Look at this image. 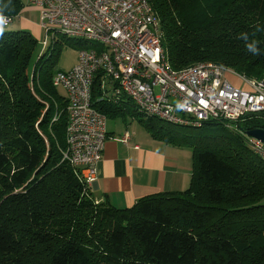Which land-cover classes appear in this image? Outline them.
<instances>
[{
    "label": "trees",
    "instance_id": "16d2710c",
    "mask_svg": "<svg viewBox=\"0 0 264 264\" xmlns=\"http://www.w3.org/2000/svg\"><path fill=\"white\" fill-rule=\"evenodd\" d=\"M147 1L173 69L214 62L264 80V0ZM0 9L12 20L22 6L0 0ZM257 25L261 31L252 37ZM242 32L259 41V56L238 39ZM56 44L41 57L31 34L0 36V264H36L37 253L43 264H264V163L244 134L264 129V116L236 122V137L211 127L222 125L215 121L200 127L159 121L197 129L191 141L179 130L182 136L163 133L151 124L155 119H139L154 139L192 149L190 186L143 197L130 208L96 205L62 161L67 101L52 79L67 70L55 67ZM101 94L96 76L94 108L106 118L123 116L128 103Z\"/></svg>",
    "mask_w": 264,
    "mask_h": 264
},
{
    "label": "built area",
    "instance_id": "2783aa9c",
    "mask_svg": "<svg viewBox=\"0 0 264 264\" xmlns=\"http://www.w3.org/2000/svg\"><path fill=\"white\" fill-rule=\"evenodd\" d=\"M40 11L44 50L57 37L94 42L78 51L69 70L55 73L52 84L66 95L65 148L62 161L73 167L89 192L110 139L107 118L93 106L97 76L101 99L132 102L145 119L172 126L200 127L208 122L232 125L250 115L264 116V80L249 79L214 62L173 69L159 19L147 0H28ZM6 17V24L10 22ZM50 38V42H49ZM234 74L245 88L227 78ZM58 114L52 119L56 122ZM254 156L264 163V143L246 136ZM120 141L129 144L125 132ZM100 201L95 199V204Z\"/></svg>",
    "mask_w": 264,
    "mask_h": 264
},
{
    "label": "crops",
    "instance_id": "0c3cea01",
    "mask_svg": "<svg viewBox=\"0 0 264 264\" xmlns=\"http://www.w3.org/2000/svg\"><path fill=\"white\" fill-rule=\"evenodd\" d=\"M234 81L233 85L241 88L240 79ZM123 108V116H115L116 119L131 116L127 106ZM140 127L143 130L137 129L135 134L128 129L119 134L108 132L111 137L105 142L97 166L98 178L92 194L116 209L130 208L143 197L183 192L190 186L193 165L186 145L156 140ZM125 132L130 134L128 145L120 141Z\"/></svg>",
    "mask_w": 264,
    "mask_h": 264
},
{
    "label": "rangeland",
    "instance_id": "374dc122",
    "mask_svg": "<svg viewBox=\"0 0 264 264\" xmlns=\"http://www.w3.org/2000/svg\"><path fill=\"white\" fill-rule=\"evenodd\" d=\"M19 2L22 6L21 14L18 17L12 19L8 23V25L4 27V31H24L26 33L31 34L32 37L36 41V46H37L36 55L38 52L39 56H41L44 51L43 42H44V36L46 33L39 25V18H40L39 11L40 10L34 7L33 5L29 4L28 0H19ZM56 40H57V44H56V49L54 53V61H55V67L57 70L70 69L73 66V64L76 62L78 51L82 48H88L90 47L91 44L94 43V42L84 40V39H75V38H69V37L68 38L67 37H57ZM50 41L51 40L49 38V42ZM227 78L231 80L232 84H235L234 79H237L238 77L234 74H227ZM241 82H239L238 85L241 88H245L244 83L243 82L241 83ZM56 90L61 97H66L65 91L61 87L56 88ZM126 106L130 110L131 116L126 115L124 119L122 118L116 119V117L112 115L108 116L107 121H106L108 132L119 134V133H122L125 129H128L129 131H134V134H135V133H138L137 129L138 130L142 129L139 124V119H145V118L142 116V114H139L137 111H135L132 102H129L128 104H126ZM132 114H134L135 116H132ZM151 124L156 127L163 128L162 129L163 133L166 131V132H169V134L174 135V136H182L180 133L175 131L179 129L169 127L165 124L160 123L158 120H153ZM211 127H215L217 131L226 132L228 135H231L234 137H236L237 135V129L236 127H233L232 125L222 124V125L211 126ZM180 132L182 134H187L189 136L188 137L189 141H191V140H194V135L197 132V129L188 128V129H183ZM238 133L241 135L240 132ZM43 137L44 139L47 138L46 135H44ZM186 148L190 151V154L192 156V149L187 145H186ZM34 256H35L36 264H43L46 262V259L43 254L41 255L37 253Z\"/></svg>",
    "mask_w": 264,
    "mask_h": 264
},
{
    "label": "clouds",
    "instance_id": "9594fccd",
    "mask_svg": "<svg viewBox=\"0 0 264 264\" xmlns=\"http://www.w3.org/2000/svg\"><path fill=\"white\" fill-rule=\"evenodd\" d=\"M6 24V17L3 14V10L0 9V36L3 35L4 32V26ZM261 28L257 25L251 34L252 37H255L257 32H260ZM238 39H241L245 42V47L248 52H250L253 55L259 56L260 53V48H259V41L256 39H250L249 33L247 32H242L240 33Z\"/></svg>",
    "mask_w": 264,
    "mask_h": 264
},
{
    "label": "water",
    "instance_id": "95a60500",
    "mask_svg": "<svg viewBox=\"0 0 264 264\" xmlns=\"http://www.w3.org/2000/svg\"><path fill=\"white\" fill-rule=\"evenodd\" d=\"M248 137H252L261 143H264V129H254L244 133Z\"/></svg>",
    "mask_w": 264,
    "mask_h": 264
}]
</instances>
